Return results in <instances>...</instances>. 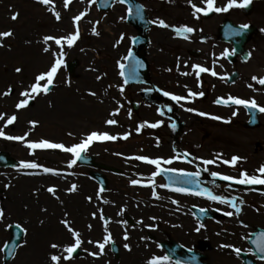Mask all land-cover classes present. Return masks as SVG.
Segmentation results:
<instances>
[{"label": "rangeland", "instance_id": "1", "mask_svg": "<svg viewBox=\"0 0 264 264\" xmlns=\"http://www.w3.org/2000/svg\"><path fill=\"white\" fill-rule=\"evenodd\" d=\"M135 1L144 7L148 19L152 21V28L148 32L147 45L139 54L148 63L146 83L128 86L124 84L119 65H124L129 52L133 50L132 40L138 34L126 22L127 8L124 4L116 1L108 11L101 12L97 9V0L94 3L92 0H71L67 9L65 0H51L48 6L37 3V0H0V33H13L11 37L0 40V44H3L0 47V114L5 116V120H0V130L5 135L26 137L23 142L0 138V153L7 154L16 163L10 168L0 167V209L4 212V217L0 219V264H4L2 252L10 239L11 225H20L25 232L14 257L6 264H51V255L60 256V264H134L129 261V256L134 254H128L130 251L124 248L127 242L133 245L132 251L136 250V243L139 244L142 262L138 264H147L153 257H165L160 244L170 241L202 254L208 264H242L243 254L254 260L255 264H264L255 260L246 243L256 228L264 229L262 194L243 191L224 183L209 184L208 191L233 201L240 211L237 213L235 208H229L231 204L221 203L220 210L232 212L233 215L224 220L201 223L192 216L190 207L210 209L217 206L207 203L205 199L195 201L166 193L159 176L153 177L155 166L139 160L135 164L133 159H127L142 156L173 160L171 156L177 157L175 153L185 148L183 151L189 156V164L178 157L176 163L162 164L161 167L188 169L191 172L207 168V171L204 170L207 183L213 172L234 178H239L240 172L259 176L257 170L264 166V113L259 117L260 128L248 129L245 123L249 116L244 109H223L209 99L201 100L199 94L189 98L187 84L190 81L186 84L188 79L179 73L172 61L174 51L168 47L173 24L165 19L168 16L166 0ZM186 1L190 4V0ZM191 4L204 7L201 0H191ZM252 4L254 11L250 17H244L241 9H238L236 18L232 20L234 24L252 25L257 29V34L245 47L250 59L238 64L240 79L234 84L238 95L233 97L254 100L258 106L264 107V88L253 80V77L257 80L264 78V0H252ZM218 5L224 6L225 1L216 0ZM53 12L60 14L59 21ZM84 12L87 15L78 23L79 39L72 47L66 43L63 45V65L54 78L52 91L36 96L30 100L28 107L17 110L16 105L25 99L21 93L30 90L35 78L48 72L54 60L59 58L53 56L43 64L42 53L50 57V52L61 51L54 41L45 45L44 38L74 34L76 25L73 18ZM14 14H18L15 21L11 19ZM221 18H214L216 25L220 24ZM157 21H163L169 27L161 28L155 23ZM63 22L68 24L65 29ZM177 26L183 25L177 23ZM93 29L99 34H93ZM191 46L186 45V50ZM45 47L49 48L48 52L43 51ZM74 62L72 73H68L66 64ZM17 68L21 72L17 73ZM195 78L196 74L191 83L197 80ZM234 85L229 86L232 88ZM121 87L124 88L123 93L120 92ZM202 87L206 88L203 84ZM147 90L158 96L156 102L143 101L140 95ZM5 92L10 94L4 95ZM164 92L184 99L177 103L164 96ZM89 93L95 95L89 97ZM133 102L138 105L137 114L133 112ZM186 108L193 111H185ZM169 109L182 126L177 134V142L170 135L175 115H169ZM113 112L118 114L113 116ZM198 112L205 115H197ZM234 112L236 115H233ZM13 115L17 119L5 127L6 119ZM211 116L220 119L213 120L209 118ZM108 120H115L116 124L109 125ZM33 122L35 127H32ZM155 123L160 126L139 127L141 124ZM92 132L117 137L114 141H95L86 151V156L94 157L97 162L119 171L118 174L102 172L106 178L104 191L89 178L88 171L92 169L77 164L72 168L67 167L72 159L70 154L52 149L30 150L24 146L25 143L46 140L70 147ZM124 135L128 136L127 140L120 138ZM30 152L33 154L30 155ZM233 157L240 158L235 166L222 163L231 161ZM201 160H212L214 163L204 165L200 163ZM21 162H35L41 168L51 169L59 175L44 173L41 168H20ZM134 180L137 181L136 185L132 184ZM72 185L77 186L75 192L69 191ZM257 185L264 189V185ZM48 188H54L55 194L49 193ZM153 189L163 199L158 206L152 195ZM173 200L177 203L173 204ZM165 204L172 209V213L166 210ZM184 214L190 218V224L185 223L187 219ZM101 216L108 218L106 228L113 244L118 247L117 258L112 255L110 244L106 245L104 254L98 258L88 254L99 253L95 244L103 242L106 234ZM163 217H168L170 227H164V223L159 221ZM62 219H67L73 230L80 233L82 257L78 259H63L66 255L63 248L71 246L74 241L60 223ZM127 219L133 222L131 226ZM118 221L124 230H120L117 238L111 230L116 228L114 226ZM182 226L184 229L179 230ZM185 226L189 227V235L185 232L188 228ZM125 234L129 237L127 241L123 239ZM87 240L93 242L90 248L87 247ZM53 243L59 247L53 249ZM220 245L231 247L221 248ZM204 246L208 250H204ZM232 248L240 249V253L233 252ZM105 256L107 258H100ZM167 264L174 263L168 259Z\"/></svg>", "mask_w": 264, "mask_h": 264}, {"label": "snow or ice", "instance_id": "2", "mask_svg": "<svg viewBox=\"0 0 264 264\" xmlns=\"http://www.w3.org/2000/svg\"><path fill=\"white\" fill-rule=\"evenodd\" d=\"M51 0H37V3L44 5V6H48L50 4ZM81 2H83V0H81ZM92 2L94 3L95 0H92ZM119 3L123 4L125 3V0H118ZM201 2L204 4V7H197L194 4H191V0H190V4L191 7L193 8V16L196 19H199L200 15L203 16H208L210 13H226L228 11H230L231 9H246L251 3L252 0H227V3L222 6V7H217L216 6V0H201ZM71 3V0H65L64 2V6L67 9L68 5ZM49 11H52L51 8H49ZM142 12V8L141 7H137L136 8V15L137 17H140V14ZM129 15H132V11L131 9H129ZM53 15L56 17V19L59 21L60 20V14L58 12H53ZM87 15V12L81 13L80 15H77L73 18V24L76 25V32L74 34L68 35L66 37H62V38H55L52 36H47L44 38V44L47 45L49 41H54V43L61 48V51L59 53H54V57H59L56 58L54 60V63L51 65L50 70L46 73H42L40 75H38L35 78V83H33L30 86V90L28 91H24L21 93L22 97H25V99L21 100L17 105L16 108L17 110L20 109H24L26 107H28L30 100H34L36 98V96L40 95V94H44L47 95L49 90L53 87V81L54 78L58 72V70L62 67L63 65V45L66 43L68 47H72L73 44L76 42L77 39H79V27H78V23L79 21L83 18V16ZM12 20H17L18 19V14H14L11 17ZM157 23V26L161 27V28H167L169 27L167 24H165L163 21H157L155 22ZM240 30H234L233 31V35L235 36H242L244 31H246L249 28V25L244 24V25H240L239 26ZM174 31H176L177 33H192L194 31L193 28L191 27H181L178 29H174ZM93 34L98 35L99 33H97L95 31V29H93ZM13 35V33L11 31H5L3 33H0V40L6 39L8 37H11ZM121 39H123V37H121ZM0 47H3V44H0ZM44 52H48L49 48L45 47L43 49ZM225 57L232 55V53L230 52H225L223 54ZM129 56H131V52H129ZM119 67L121 68V70L123 69L124 65L120 64ZM193 69L197 75V77L199 78L200 73H205V72H209L208 69L200 67V66H193ZM17 73L21 72L20 68L16 69ZM121 76L124 75L123 71H121ZM211 75L216 76L217 74L215 72H210ZM183 75H189V73H183ZM222 79H224L222 77ZM253 80H256L260 85H264V78H259L257 80L256 77H253ZM41 82H44L43 84H41ZM127 82V81H125ZM124 88L121 87L120 88V92L123 93ZM10 92H5L4 95H9ZM89 95H95V93H89ZM164 96L168 97L170 100L175 101L177 103H179L182 99H184L181 96H176V95H171L168 92H164L163 93ZM196 95L195 93L189 91L188 92V96H194ZM200 96H203L204 93L201 92L199 93ZM216 103L218 104H224V105H236V106H242L245 109H249V110H255L257 112L260 113H264V107H260L256 104V102L254 100L251 101H247L244 99H239V98H233V97H229L227 100H221L218 99L216 101ZM169 111H171V109H169ZM185 111H193L192 109H185ZM118 112H113L112 115L115 116L117 115ZM163 113H161L162 115ZM197 115H205L204 113H196ZM233 115H236V113L234 112ZM210 119L213 120H218L220 119L219 117L216 116H211L209 117ZM17 119V117L15 115L8 117L5 121V127H7L8 125H11L15 122V120ZM0 120H5V116L4 114H0ZM229 121H224V123H228ZM107 123L109 125H114L116 124L115 120H108ZM35 123H32V127H35ZM149 127V128H157L160 126L159 123H155V124H141L139 127L143 128V127ZM0 138H3L5 140H15L18 142H23L25 141L26 137H13V136H9V135H5L4 132L2 130H0ZM121 139H128L127 135H124L123 137H120ZM117 137L116 136H112L109 135L107 133H96V132H92L90 134H88L83 140H81L80 143L75 144L73 146L70 147H66L63 144H57V143H51L49 141L46 140H41L39 142H35V143H25L24 146L27 147L30 150H36V149H40V150H48V149H52V150H59L60 152L66 153V154H70V156L72 157V159L70 160V162L67 164L68 168H72L78 160L81 159V154L86 152L87 149L89 147H91V145L93 144V142L95 141H114L116 140ZM30 155L33 154V152L29 153ZM184 155H187V153H185ZM127 159H133V160H139L142 163L148 164V165H153L156 168V172L153 173V177L160 175L161 172L167 173L168 171H174V170H168V169H162L161 165L162 164H172L173 160L168 159V160H161V159H150L147 157H142V156H134V157H128ZM240 158L239 157H233L231 161H222V163H226L229 164L230 166H235L236 163L238 162ZM187 162V161H185ZM200 163L204 164V165H209V164H213L214 161L212 160H201ZM20 168L23 169H37V168H41L40 165H38L35 162H21L19 165ZM205 171H207V168L204 169ZM41 171H43L44 173H51L53 175H59V173L48 169V168H41ZM259 176L257 175H253V176H249L246 172H240L239 173V178H234V177H230V176H226V175H218L217 173L213 172L211 173V175L213 177H216L220 180L223 181H228L231 184H239V185H264V166H261L258 170ZM179 175L184 176V177H191V176H199V172L197 173H188V172H180ZM152 179V178H149ZM133 185L137 184V181H132ZM143 186H151V185H143ZM163 187H167L166 185H162ZM7 187V185H6ZM76 185H72V187L69 189L70 192H75L76 191ZM198 187V186H197ZM171 191H175V192H179V193H183V194H190V195H204L206 196L207 199L214 201V202H218V203H228L231 204V206L233 208H235V211L238 213L240 211L239 208H236L235 203L233 201H227L225 200L223 197H218L212 194L211 191H208L207 189H201L199 192H187L185 189L183 188H170ZM55 189L54 188H48V192L55 194ZM101 191H103V189H101ZM152 195L154 198L159 199L160 197L157 196L155 190L153 189ZM91 198H89L90 200ZM105 203H107V201H104ZM173 204H176L177 202L175 200L172 201ZM203 211V210H202ZM225 216H229L231 217L233 215L232 212H225L223 213ZM4 217V212L2 209H0V219H2ZM94 218H95V214H94ZM101 219L103 220L104 217L101 216ZM60 223L64 226L65 229H67V231L71 234V237L74 241V243L71 246H66L63 248V252L66 253V255L63 256L64 260H71L73 253H75L77 251L78 248H80L81 244H82V240L80 239V233L77 231H74L73 228L70 226V223L67 219H62L60 221ZM106 223L105 222V231L106 234L103 237V242H97L95 244V247L99 249V253H92L89 252L88 254L90 256H94L97 257L99 255H103L104 254V249L106 247V245L109 244H113L114 241L111 238V234L107 233V228H106ZM17 228H20V225H16ZM89 228H91V225H89ZM21 232H25L24 229H20ZM197 231H199V229H197ZM123 239L125 241H127L129 239L128 235L125 234ZM89 243H92V241H89ZM51 247L53 249H57L59 247V245L53 243L51 244ZM221 248H225V247H231L230 245H220ZM124 248L127 251H131V248L129 247V245L127 243L124 244ZM232 251L239 254L240 253V249L238 248H232ZM257 251L260 252H264V248H261L260 246H257ZM51 264H60V260L61 257L57 256V255H51L49 257ZM262 259H264V257H262ZM168 261V257L165 256L162 259L160 258H156L153 257L150 260L147 261V264H167ZM178 264V262H177Z\"/></svg>", "mask_w": 264, "mask_h": 264}, {"label": "flooded vegetation", "instance_id": "3", "mask_svg": "<svg viewBox=\"0 0 264 264\" xmlns=\"http://www.w3.org/2000/svg\"><path fill=\"white\" fill-rule=\"evenodd\" d=\"M224 1L226 4L227 0ZM165 6V10H168V16L165 18L167 19L166 22H171L173 24V33L172 36L168 39V47L171 51H174L175 58L172 59V61L174 62L175 66L178 67L179 73L182 75L183 73H189V75H184L185 79H188L186 81V84L188 83V81H190L187 84V92H203V100L206 101L209 99V101L211 102H214L216 97L218 96L233 97L235 95H238L236 86H233L231 88L227 85L226 81L233 72L238 70L239 58L234 55L232 47L220 40L219 37V29L222 23L225 20L232 22L233 18H236L238 9H231L226 13H212L210 19H204L202 15L199 16V19H196L193 16V8L191 7V4H188L186 0H166ZM217 7H219V5ZM221 16L222 18L220 24L216 25L217 22L214 18ZM150 22L152 23V21ZM177 23H180L183 26H177ZM184 26L191 27L194 29V31L192 33H177L176 31H174V29H178ZM188 44L192 45L191 50H186V45ZM226 51L232 53V55L225 57L223 54ZM178 53L181 54L178 55ZM193 66L206 68L209 70V72L200 73L199 79L197 80L198 82L194 80V83H191V80H193L192 78H194L195 74ZM210 72H215L217 75L213 76L210 74ZM222 77L224 79H222ZM199 83L205 85L206 88H203ZM207 84L209 85V88ZM143 94L144 91L140 95L141 98L143 97ZM172 114L175 115V113ZM175 155H177V157H173V155L171 156V158H173V163H176L178 161V157H180V160H182V162L186 164L190 163V161L185 162L186 160L184 159L183 155L179 153H175ZM155 184L156 183H154V185ZM155 186L157 187V185ZM165 192L168 194L170 193L167 190ZM177 195L182 199L198 200L197 198L191 197L190 195L186 194ZM160 200L163 199H156L155 204L157 206L159 205ZM165 208L168 212L172 213V209L168 208L166 204ZM184 217H186L187 220H185V223H187V221L190 219L186 214H184ZM155 220H157V217ZM159 221H162V223H164V227L165 225H167V227L171 226L169 224L168 217H163L162 219H159ZM154 225L157 227L159 223L157 222V225ZM119 227L124 226L119 225ZM182 229H184L183 226L179 230ZM185 232H187L186 234L189 235L187 229Z\"/></svg>", "mask_w": 264, "mask_h": 264}, {"label": "water", "instance_id": "4", "mask_svg": "<svg viewBox=\"0 0 264 264\" xmlns=\"http://www.w3.org/2000/svg\"><path fill=\"white\" fill-rule=\"evenodd\" d=\"M115 0H98V8L102 11H106L110 8L112 2ZM125 3L128 5L129 9L132 11V15L128 14V23L134 25L135 27L139 26L141 23L144 22V14L143 11L140 14V17H137L136 15V8L140 7L135 1L133 0H125ZM252 12V6H248L246 9H244V13L246 15H249ZM234 30H240V28H236L232 26L230 23H226L224 26L223 31V37L224 40L233 43L235 51L239 54L243 52V46L248 41L249 37L255 33L254 28H248L246 31H244L242 36H235L233 35ZM145 44V41L143 39H137L134 41V45L136 46V51L131 53V56L128 57L126 60V66L123 69L125 79L128 83H137L139 81L143 80V74L146 72V64L137 57L138 51L142 47V45ZM247 57H245L246 59ZM76 63H68L67 69L69 72H72ZM248 114L250 115L249 123L246 125L249 129H256L259 127V123L257 121L259 112L255 110H249L247 109ZM81 165H94L98 166L95 163H93V160L91 158H85L83 154H81V159L77 161ZM14 163L5 155L0 154V166L4 167H11ZM163 173V176L166 178L169 185L179 186V187H185V188H192L190 182L198 183V180L195 176L191 177H184L179 175V173L175 172H167ZM94 179L100 184L102 189L106 188V182L103 179L102 176L94 174ZM220 179H217L214 182H219ZM194 187L195 185L192 184ZM193 212L196 214L198 219L204 223L207 219H215L216 217L208 211H200L197 209H192ZM11 240L4 248V261L8 262L12 256L15 253V249L17 245L19 244L20 240L22 239V232L19 228L12 226L11 229ZM248 243L252 247L254 253L258 256V258L262 259L264 257V252L257 251V246H260L261 248H264V231L257 229L256 233L252 235V239L248 240ZM164 249L167 251V256L169 258H172L175 263L178 262V264H201V260L203 259L202 256L199 254H196L194 252L188 251L186 249H183L179 247L176 244H172V248H169L166 245H162ZM112 252L117 256L118 255V248L115 245H111ZM180 252L181 255H177V253ZM80 255L79 251H76L73 253L74 257H77ZM245 264H253L250 260L245 259Z\"/></svg>", "mask_w": 264, "mask_h": 264}, {"label": "bare ground", "instance_id": "5", "mask_svg": "<svg viewBox=\"0 0 264 264\" xmlns=\"http://www.w3.org/2000/svg\"><path fill=\"white\" fill-rule=\"evenodd\" d=\"M64 23V22H63ZM64 29L65 28H67L68 27V24L65 22L64 24ZM51 53V56L50 57H47L48 55H43L44 53H42V61H43V64H46L47 63V61H50L51 59H52V57L54 56L53 54L55 53L54 51H52V52H50ZM89 97H91V95H89ZM88 97L86 96V99H87ZM190 220H188L187 221V223H189L190 224ZM186 227H188V226H186ZM189 229V227L187 228V231L190 233V231L188 230ZM114 230V232H115V235H119V232H118V230H116V229H113ZM131 248V247H130ZM136 248V250H134V251H132V253H131V251H130V255L131 254H134L133 256H129V261H130V263H134V264H138V263H141L142 262V257H141V255H142V251L141 250H139L140 249V247L139 246H136L135 247ZM213 251H215V250H213ZM215 253V252H214Z\"/></svg>", "mask_w": 264, "mask_h": 264}]
</instances>
